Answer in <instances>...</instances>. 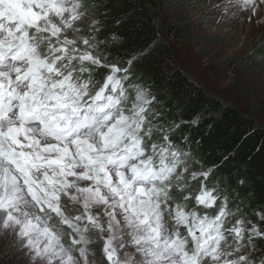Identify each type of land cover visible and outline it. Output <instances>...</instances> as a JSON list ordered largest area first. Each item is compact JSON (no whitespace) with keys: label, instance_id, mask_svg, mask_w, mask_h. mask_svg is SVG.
<instances>
[{"label":"snow or ice","instance_id":"obj_1","mask_svg":"<svg viewBox=\"0 0 264 264\" xmlns=\"http://www.w3.org/2000/svg\"><path fill=\"white\" fill-rule=\"evenodd\" d=\"M210 7L241 26L264 17V0ZM99 11L87 0H0V240L28 264H256L264 203L260 223L248 220L208 187L218 166L190 171L204 141L182 128L198 121L158 123L167 105L138 76L139 57L101 53L125 38ZM189 200L214 215L187 210Z\"/></svg>","mask_w":264,"mask_h":264},{"label":"trees","instance_id":"obj_2","mask_svg":"<svg viewBox=\"0 0 264 264\" xmlns=\"http://www.w3.org/2000/svg\"><path fill=\"white\" fill-rule=\"evenodd\" d=\"M154 1L160 7H165L167 2ZM90 3L99 5L97 18L103 20L108 34L115 32L125 38L123 48L116 44L102 46V54L114 55L119 51L125 58L132 53L139 57L138 76L144 77L143 84L150 86L167 105L162 108L161 122L175 120L179 123L181 118L198 121L190 128H182L194 140L202 138L204 141L202 147L192 146L191 161L205 169L218 166L212 185L221 195L227 193L230 196L229 207L233 211L235 203L241 214H247L246 219L259 224L255 211H259V205L264 203V127H258L256 120L237 107L207 95L178 67L171 46L160 40L159 33L164 30L174 43L183 44L187 41L183 24H165L149 0H90ZM105 6H108L106 14ZM257 55L263 56L264 52ZM260 114L264 118V108ZM176 141L180 142L179 131ZM225 155L229 159L221 166L220 161ZM240 180L245 183L240 185ZM256 243L257 250L252 253V258L259 262L264 256V241Z\"/></svg>","mask_w":264,"mask_h":264},{"label":"rangeland","instance_id":"obj_3","mask_svg":"<svg viewBox=\"0 0 264 264\" xmlns=\"http://www.w3.org/2000/svg\"><path fill=\"white\" fill-rule=\"evenodd\" d=\"M149 1L165 24L178 23L186 28L187 41L183 44L174 43L164 30L159 33L160 40L171 46L183 73L207 95L237 107L256 120L258 127H264L260 114L264 108V55H257L264 52V17L243 22L241 26L228 19L221 22L223 9L217 11L210 7L227 4L229 0H167L165 7ZM81 27L86 34V26ZM193 168L206 170L189 157L190 171ZM212 184L208 187H214ZM188 185V192L196 195L199 181L189 180ZM178 200L185 203L179 197ZM186 205L187 210L197 207L200 215H214L211 209L196 206L194 200L187 201ZM5 244V240H0V264H28L27 257L6 249Z\"/></svg>","mask_w":264,"mask_h":264}]
</instances>
